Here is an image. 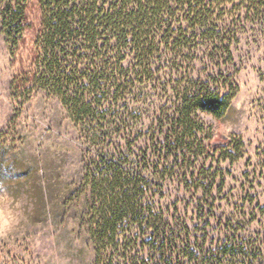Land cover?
<instances>
[{
  "label": "trees",
  "instance_id": "trees-1",
  "mask_svg": "<svg viewBox=\"0 0 264 264\" xmlns=\"http://www.w3.org/2000/svg\"><path fill=\"white\" fill-rule=\"evenodd\" d=\"M35 5L30 64L14 92L56 102L86 154L73 182L57 183L54 166L37 159L47 217L61 204L67 226L74 206L92 264H264V237L215 211L222 189L203 120L221 118L237 95L228 69L240 31L264 25V0H0L16 59ZM240 153L234 143L216 152L232 164Z\"/></svg>",
  "mask_w": 264,
  "mask_h": 264
},
{
  "label": "rangeland",
  "instance_id": "rangeland-1",
  "mask_svg": "<svg viewBox=\"0 0 264 264\" xmlns=\"http://www.w3.org/2000/svg\"><path fill=\"white\" fill-rule=\"evenodd\" d=\"M29 22L33 29L26 35L18 59L12 56V49L0 26V195L24 199L28 217L25 227L7 239H0V264H92V247L84 236H80L71 218L76 214L74 206L66 215L70 220L65 226V220H61V204L53 203V218H49L39 197L38 181L44 169L35 167L39 157L45 164L54 166L59 183L76 179L85 164L86 154L79 146V130L64 118L56 102L44 96L30 102H26L25 97H16L14 84L30 64L31 49L39 25L36 5L30 12ZM240 33V42L235 45V59L230 65L231 70L228 69L234 74L237 95L229 102L221 118L203 115L204 122L212 132L208 154L210 157L216 156L214 161L209 158L207 163L214 170L218 169L217 182H220L222 189L221 195L218 194L219 190L213 193L215 211L219 216L232 215L244 220L242 230L246 232L245 235L262 239L264 25L243 28ZM231 143L241 149V158L234 164L223 162V157L216 154ZM138 146L145 148L144 140H140ZM218 186L215 185V188ZM188 197L190 200L191 196ZM56 199H62L59 191ZM195 203L194 200L189 207L191 223H195L192 217ZM181 209H184V205ZM210 231L213 237L219 234L217 229Z\"/></svg>",
  "mask_w": 264,
  "mask_h": 264
},
{
  "label": "clouds",
  "instance_id": "clouds-1",
  "mask_svg": "<svg viewBox=\"0 0 264 264\" xmlns=\"http://www.w3.org/2000/svg\"><path fill=\"white\" fill-rule=\"evenodd\" d=\"M27 219L24 199L0 195V239H7L11 234L25 227Z\"/></svg>",
  "mask_w": 264,
  "mask_h": 264
}]
</instances>
